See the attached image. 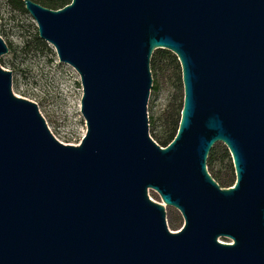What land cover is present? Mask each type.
Returning <instances> with one entry per match:
<instances>
[{
  "label": "water",
  "instance_id": "95a60500",
  "mask_svg": "<svg viewBox=\"0 0 264 264\" xmlns=\"http://www.w3.org/2000/svg\"><path fill=\"white\" fill-rule=\"evenodd\" d=\"M23 3L79 75L86 132L56 139L0 64V264H264V0ZM155 49L177 57L183 85L166 146L149 134ZM216 143L229 187L207 169Z\"/></svg>",
  "mask_w": 264,
  "mask_h": 264
},
{
  "label": "rangeland",
  "instance_id": "374dc122",
  "mask_svg": "<svg viewBox=\"0 0 264 264\" xmlns=\"http://www.w3.org/2000/svg\"><path fill=\"white\" fill-rule=\"evenodd\" d=\"M36 33V23L28 11L13 9L7 0H0V36L9 48L1 56L0 64L12 71L13 93L37 104L56 139L63 143L78 144L86 132L80 112L82 87L79 75L72 66L59 61L51 44L45 41L46 47L39 45ZM175 95L176 104L183 100L182 86L177 93L168 80L158 78L156 83L152 81L147 103L151 137L160 132L159 116ZM228 160H224L225 165H228ZM148 193L153 200L161 202L155 191L149 190ZM166 220L172 231L178 230L182 224L180 213L173 207L166 208ZM171 222L175 225L172 226ZM220 240L230 241L227 238Z\"/></svg>",
  "mask_w": 264,
  "mask_h": 264
},
{
  "label": "trees",
  "instance_id": "16d2710c",
  "mask_svg": "<svg viewBox=\"0 0 264 264\" xmlns=\"http://www.w3.org/2000/svg\"><path fill=\"white\" fill-rule=\"evenodd\" d=\"M46 7L57 9L71 0H33ZM11 8L25 11L23 0H7ZM38 35V33H36ZM36 35V41L39 45L47 46L46 42ZM150 71L152 81L157 82L158 78L170 81L175 91L178 93L182 85L181 68L177 57L167 49H155L150 59ZM156 89V86H154ZM175 100V101H174ZM183 100L176 104V95L172 98L170 104L159 116L160 132L152 135L153 139L161 146H166L176 134L180 119V111L182 109ZM151 120V119H150ZM153 123V120H151ZM228 160V165L224 164V160ZM229 167V171L226 170ZM207 169L212 178L221 186L229 187L234 183V168L231 163L230 155L227 148L222 144H215L207 157ZM222 170H225L223 173ZM172 226L175 224L171 222Z\"/></svg>",
  "mask_w": 264,
  "mask_h": 264
}]
</instances>
